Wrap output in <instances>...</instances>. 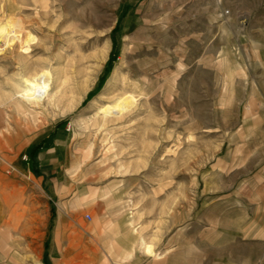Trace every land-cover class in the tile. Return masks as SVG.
<instances>
[{"label": "rangeland", "instance_id": "1", "mask_svg": "<svg viewBox=\"0 0 264 264\" xmlns=\"http://www.w3.org/2000/svg\"><path fill=\"white\" fill-rule=\"evenodd\" d=\"M263 192L264 0H0L4 264H29L28 224L93 233L100 193L137 249L180 230L188 254L205 225L215 240L258 217Z\"/></svg>", "mask_w": 264, "mask_h": 264}, {"label": "crops", "instance_id": "2", "mask_svg": "<svg viewBox=\"0 0 264 264\" xmlns=\"http://www.w3.org/2000/svg\"><path fill=\"white\" fill-rule=\"evenodd\" d=\"M107 199L104 193L96 198L97 208L103 212L98 222L93 224V233L80 222L59 221L44 228L28 224L27 230L33 232L28 236L29 250L22 254L20 246L15 245L18 248L14 246L13 249L14 261L32 264L37 261L38 253L43 264H264V214L260 212L264 206L261 205L264 192L259 197L258 217L255 214L248 223L229 224L228 230L218 228L215 240L214 225H205L202 230L204 237L200 238L204 245L197 244L198 233L195 232L189 238L188 254H182L180 230H175L167 239L166 251L157 249V254L154 250L153 254L149 252L152 249L146 247L147 254L143 245L137 249L138 238L134 239L133 228L122 211L117 209L118 197L115 195L116 203L113 205L110 201L107 204ZM82 219L90 222L93 216L88 220L82 215ZM38 240L41 244L39 252L35 250ZM132 250L134 253L127 255ZM5 255L0 251V264L7 260Z\"/></svg>", "mask_w": 264, "mask_h": 264}, {"label": "bare ground", "instance_id": "3", "mask_svg": "<svg viewBox=\"0 0 264 264\" xmlns=\"http://www.w3.org/2000/svg\"><path fill=\"white\" fill-rule=\"evenodd\" d=\"M135 104L134 100L123 99L119 103L112 105L108 104L105 107H103L102 112L107 115H113V116H119L121 113L126 112L125 110H129L133 107ZM150 253H153V251H150ZM154 254V253H153Z\"/></svg>", "mask_w": 264, "mask_h": 264}, {"label": "built area", "instance_id": "4", "mask_svg": "<svg viewBox=\"0 0 264 264\" xmlns=\"http://www.w3.org/2000/svg\"><path fill=\"white\" fill-rule=\"evenodd\" d=\"M86 218L90 220L92 218L91 214L87 213Z\"/></svg>", "mask_w": 264, "mask_h": 264}]
</instances>
